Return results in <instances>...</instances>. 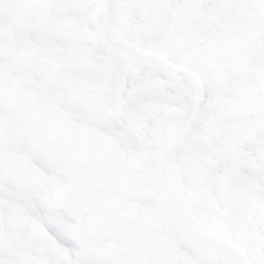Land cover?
<instances>
[{"label": "snow or ice", "instance_id": "6c2138e0", "mask_svg": "<svg viewBox=\"0 0 264 264\" xmlns=\"http://www.w3.org/2000/svg\"><path fill=\"white\" fill-rule=\"evenodd\" d=\"M0 264H264V0H0Z\"/></svg>", "mask_w": 264, "mask_h": 264}]
</instances>
